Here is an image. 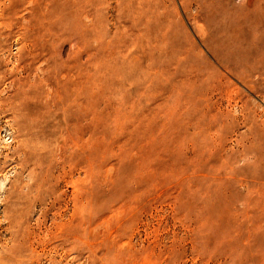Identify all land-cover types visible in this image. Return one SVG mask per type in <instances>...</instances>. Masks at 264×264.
I'll return each instance as SVG.
<instances>
[{"label": "rangeland", "instance_id": "374dc122", "mask_svg": "<svg viewBox=\"0 0 264 264\" xmlns=\"http://www.w3.org/2000/svg\"><path fill=\"white\" fill-rule=\"evenodd\" d=\"M0 264H264V0H0Z\"/></svg>", "mask_w": 264, "mask_h": 264}]
</instances>
